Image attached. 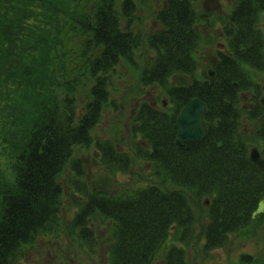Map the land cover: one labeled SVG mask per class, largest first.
Instances as JSON below:
<instances>
[{"label": "trees", "instance_id": "obj_1", "mask_svg": "<svg viewBox=\"0 0 264 264\" xmlns=\"http://www.w3.org/2000/svg\"><path fill=\"white\" fill-rule=\"evenodd\" d=\"M197 1L166 0L167 6L158 14L163 26L146 40L154 58L143 71L145 85L169 84L174 74L190 75L197 69L203 44L197 23L207 20L205 13L196 15ZM3 5L0 0V36L4 37L0 41V79L5 65L8 68L11 63L10 55L17 78L3 86L9 89L11 85L19 94L8 103V92L0 87V144L12 151L10 175L6 178L0 172V264H12L23 247L32 245L39 235L52 230L59 235L63 230L56 226L62 223L79 240L92 243L96 241L95 217L112 223L108 264H150L169 239L172 245L166 264H187L195 199L210 200L205 210L208 221L202 224L199 236L206 251L224 247L232 234L253 221L252 215L264 198V171L249 159V140L253 138L239 132V94L253 87L255 107L250 114L255 119L262 116L255 135L264 142L263 91L256 90L251 80V70L264 71V32L259 27L264 0L237 1L224 24L226 50L218 53L217 74L208 85L198 82L193 74L191 86H173V112L157 111L151 104L141 106L133 120V135L141 136L138 141L134 138L133 151L148 156L154 162V175L176 188L153 184L123 197L95 191L81 162H71L77 146L93 144L105 167L128 166L129 160L125 154L117 155L111 142L98 141L93 135L107 100L103 76L95 81L84 113L76 112V99L70 91L64 92L69 89V83L62 80L67 74L63 64L68 54L61 36L66 31L52 19L58 7L64 6L60 1L48 2L30 11L40 13L43 17L39 20L34 18V22L27 15V20L19 23L7 17ZM78 17L73 16L75 25L70 27L90 36L94 54L99 50L95 59L86 61L85 71L89 66L94 74L107 73L121 57H130L138 45L139 35L121 29L114 0H99L92 12ZM22 52L25 58L36 55L27 74L22 73L23 64L18 65V53ZM24 80L28 97L21 94ZM195 97L207 104L208 134L201 142L179 146L177 117ZM70 163L75 171L69 181L74 212L65 217L61 214L63 185L59 179ZM241 257L240 262H252L250 255ZM255 264H264V258Z\"/></svg>", "mask_w": 264, "mask_h": 264}, {"label": "rangeland", "instance_id": "obj_2", "mask_svg": "<svg viewBox=\"0 0 264 264\" xmlns=\"http://www.w3.org/2000/svg\"><path fill=\"white\" fill-rule=\"evenodd\" d=\"M54 1H60L64 6L61 9L58 7V10H56L57 14L52 18L55 19L54 23L56 26L58 25L56 23H59L62 25L61 28L66 31L61 36V45L66 44V54H68L63 64L67 74L66 78L62 80L69 83V89H65L64 92L70 91L71 97L76 99V112L78 114L84 113L92 100V90L95 81L103 76L107 83V100L103 107L100 121L93 130V135L98 141L111 142L116 149L119 148L120 150L116 152L117 155L125 154L129 160L128 166L121 167L120 165V167H113L112 169L109 166L105 167V164L103 165L102 163L103 161L99 159L100 154L97 146L93 144L90 146H77L74 149L71 162L79 160L87 174V164L91 166L92 172L106 169L111 174L113 173L117 181V187L115 188L116 190L110 193L112 196L123 197L126 194L134 193L153 184L164 186L166 189H175L176 186L167 179L162 180V178L154 175V162L148 156L143 158V156H139L133 151L134 138L138 141L141 137L140 135L137 137L133 135V120L141 106L153 103L156 106L154 107L155 110L163 112L167 110H164L166 102H171L170 92L173 87V76L170 77L169 84L154 83L145 85L143 83V71L149 63H152L154 58V51L148 46L146 40L150 34L162 28L163 25L158 20V14L167 6L166 0H114V10L117 12L121 29L139 35L140 40L130 57H121L119 62L107 73L98 72L97 74H94L89 66L86 71L85 69L86 61L95 59L99 50L97 49L96 54H94L95 47L90 40V36H86L81 31H73L70 26L75 25L76 19L72 20L73 16L82 17L89 11L92 12L99 0H1L2 4H4L3 6L7 7V17L17 19L19 23L27 20V15L36 22L34 18L39 20L43 16L38 12H36V15L30 14V11L39 9L42 6L45 7L48 2ZM236 2L237 0H218L219 7L212 13L211 19L207 16L206 21L197 23V25L200 24L199 29L202 32L201 43L203 42L198 55V68H206L208 63L205 62V58L202 55L205 53L204 56L206 57L210 47L214 48L215 53L218 43L225 44L226 48L225 37L222 38L220 36V33H222L221 28L228 18L227 13H230ZM133 4L134 8L132 9ZM50 6L52 9H56L54 4L51 3ZM14 7L15 9H13ZM195 8L198 17L205 12L202 0L197 1ZM20 13L21 19L19 20ZM46 17L50 16L46 15ZM259 27L264 32V14L260 16ZM3 40L4 37L0 36V41L2 42ZM211 44L212 46H210ZM218 47L221 46L218 45ZM18 55H20L18 65L23 64L22 73H29L30 68H33L35 63L36 55L32 54L33 56H27V58H25L26 56L23 52L21 54L18 53ZM8 60L11 63H7L9 67L6 68L5 65L4 71L1 73L0 87L2 86L1 89L8 92L6 101L10 103L12 96L17 97L19 93H16V90H11V85H9L10 90L3 86L17 78L15 77L16 71L12 66V57L10 55ZM201 63L203 64L202 67ZM1 66L0 63V71L3 69ZM196 73L197 70L190 76L192 77L193 74L195 76ZM11 77L13 80L10 79ZM251 78L261 85L257 90L263 91L264 72L253 71ZM187 81L190 83L191 80L187 78ZM25 83L24 80L21 84V87L23 86L24 88L21 94L24 93L28 97V89L25 87ZM252 91L253 88L241 93V95L244 94L242 104L247 110L249 109L247 103L250 102ZM2 100L0 98V102H3ZM190 103L191 101L187 102L184 105V109ZM251 126L244 118L242 128L249 132V134H246L247 136L252 134ZM4 146L3 143L0 144V172L8 178L11 172L12 159L10 156L12 151H10V147L4 148ZM253 147H256V144L251 142L250 148ZM72 163L65 168L59 179L63 185V204L61 206L63 213L61 212V214L65 217H67V214L72 215L74 212V204H71L74 192L69 186L70 177L75 172L71 168L73 167ZM194 201L192 200V205L196 213V219L189 245L186 246L187 264H255V258H264V213L255 218L243 230L232 234L227 245L223 248L206 251L203 247L202 238L200 239L199 236L202 224H206L208 221L205 210L208 207L207 202L209 200L202 198ZM64 224L68 225V222ZM111 224L109 220L95 217L92 228L96 232V241L89 243L79 240L77 234L72 233L73 231L68 228L69 226H64L62 223L60 227L56 226L63 230L59 235L55 236V233L52 234L53 230L49 234L39 235L35 238V242L32 245L26 244L23 247L21 250L22 254L20 255V252L12 264H108L109 249L113 238ZM171 245V240L169 239L156 253L150 264H166L167 250ZM242 254H251L253 257L251 258L252 262H240Z\"/></svg>", "mask_w": 264, "mask_h": 264}, {"label": "water", "instance_id": "obj_3", "mask_svg": "<svg viewBox=\"0 0 264 264\" xmlns=\"http://www.w3.org/2000/svg\"><path fill=\"white\" fill-rule=\"evenodd\" d=\"M203 4L207 10L216 8V0H203ZM210 58V56H209ZM211 64H215V61L211 60ZM177 83H181L177 78ZM206 111V105L199 99L191 101V103L185 107L182 114L179 116V131H178V144L190 141H200L206 136V128L203 121ZM250 159L255 162L260 168L264 169V159L262 158L259 150L253 148L250 153ZM90 177L93 179V185L98 192H112L117 187L115 178L106 170H100L99 172L92 173L91 166L87 164ZM264 212V201H262L258 209L254 212L253 216Z\"/></svg>", "mask_w": 264, "mask_h": 264}, {"label": "flooded vegetation", "instance_id": "obj_4", "mask_svg": "<svg viewBox=\"0 0 264 264\" xmlns=\"http://www.w3.org/2000/svg\"><path fill=\"white\" fill-rule=\"evenodd\" d=\"M223 33L220 35V36H222L223 37ZM225 42H227V38H225ZM220 45V44H219ZM210 46H212V45H210ZM221 46H224V44H221ZM210 49H213V51H214V48L213 47H210ZM218 51V52H217ZM220 51H225V48L224 49H222V48H217L216 47V53L218 54H221V53H223V52H220ZM214 53H215V51H214ZM215 53V55L217 56V59H218V61H219V59L221 58V55L219 56V55H217ZM204 55V54H203ZM219 63V62H218ZM210 70H212V68L209 66V65H206V68L205 69H202V75H203V81H206V80H208L209 82H210V79H212V78H214L215 76H216V74H217V71H216V68L215 69H213L214 71H216V73H215V75L213 76V77H209L208 76V73H210L211 71ZM207 76H208V79H207ZM255 85H257L256 86V90L260 87V84L259 83H257V84H255ZM253 86V85H252ZM253 88V87H252ZM247 106L249 107V108H251V110H253V108L255 107V103L252 101V102H249V103H247ZM263 108H264V104L263 105H261ZM253 112V111H252ZM243 119L244 118H242L241 120H240V124H239V130L242 128V122H243ZM245 120L246 121H249L248 120V118H245ZM261 121H263V118H262V116L260 117V116H258V118H252V122H254L255 123V125L257 126ZM258 143H259V147H260V149L262 150V152H264V142H263V140H261L260 138H258Z\"/></svg>", "mask_w": 264, "mask_h": 264}]
</instances>
